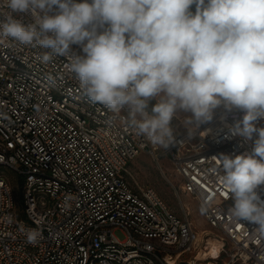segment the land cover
I'll use <instances>...</instances> for the list:
<instances>
[{"label":"built area","instance_id":"built-area-1","mask_svg":"<svg viewBox=\"0 0 264 264\" xmlns=\"http://www.w3.org/2000/svg\"><path fill=\"white\" fill-rule=\"evenodd\" d=\"M20 19L29 23L31 16ZM42 54L0 39V166L20 177L22 191L19 205L13 184L0 176V264L200 263L183 259L204 244L189 209L182 205L179 215L128 169L141 153L167 159L183 181L178 195L192 196L207 224L222 232L218 256L207 264L221 254L223 264H264V238L256 225L231 217L233 201L221 179L222 154L251 151V141L229 130L243 113L218 108L191 135L173 120L172 142L155 147L93 103L68 73L66 58L43 63ZM257 191L264 200V185ZM9 214L12 224L4 221ZM22 227L39 228L40 241L28 243Z\"/></svg>","mask_w":264,"mask_h":264},{"label":"clouds","instance_id":"clouds-1","mask_svg":"<svg viewBox=\"0 0 264 264\" xmlns=\"http://www.w3.org/2000/svg\"><path fill=\"white\" fill-rule=\"evenodd\" d=\"M0 39L43 50V63L66 58L84 94L155 147L180 114L191 135L218 108L243 113L229 130L251 151L222 154L221 179L231 217L264 238V0H0ZM21 231L33 245L42 236Z\"/></svg>","mask_w":264,"mask_h":264},{"label":"rangeland","instance_id":"rangeland-1","mask_svg":"<svg viewBox=\"0 0 264 264\" xmlns=\"http://www.w3.org/2000/svg\"><path fill=\"white\" fill-rule=\"evenodd\" d=\"M184 118V114H180L174 118V120L184 122ZM128 169L134 174L136 180L140 184L155 188L166 203L179 215H183L182 205L187 207L190 212V219L196 226V229L199 232L205 230L208 233V235L204 237V244L202 243L198 248L199 250L186 253L183 259L191 261L196 260L197 257L201 259L200 263H206L207 260L215 261L214 256L219 252L218 242H221L223 234L218 229H214L207 224L199 203L192 196L184 195L181 192L180 195H178L180 185L183 184V181L175 172L171 163L167 159H162L157 162L152 156L141 153L129 163ZM0 176L7 178L13 184L17 201L19 205H21L22 191L20 177L5 166H0ZM116 234L120 238H123L120 231H116ZM197 251H199V253H197ZM207 257L210 258L208 259ZM226 260V256L221 254L216 264H223Z\"/></svg>","mask_w":264,"mask_h":264},{"label":"bare ground","instance_id":"bare-ground-1","mask_svg":"<svg viewBox=\"0 0 264 264\" xmlns=\"http://www.w3.org/2000/svg\"><path fill=\"white\" fill-rule=\"evenodd\" d=\"M205 235H208V233H207L205 230H201V231L199 232V237H200V239H203ZM198 250H199V249H198ZM197 253H199V251H197ZM209 255H210V253H209ZM217 256H218V253L215 254L214 257H217ZM207 258L209 259L210 257H207ZM196 259H197V260H201L200 258H197V257H196ZM205 261H206V260H205ZM207 261H208V260H207ZM192 263H193V264H207V263H199V262H194V261H192Z\"/></svg>","mask_w":264,"mask_h":264},{"label":"water","instance_id":"water-1","mask_svg":"<svg viewBox=\"0 0 264 264\" xmlns=\"http://www.w3.org/2000/svg\"><path fill=\"white\" fill-rule=\"evenodd\" d=\"M194 11V9H192Z\"/></svg>","mask_w":264,"mask_h":264}]
</instances>
